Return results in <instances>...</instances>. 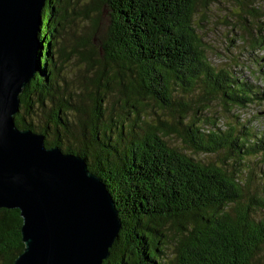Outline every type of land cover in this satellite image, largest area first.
<instances>
[{"label":"trees","instance_id":"1","mask_svg":"<svg viewBox=\"0 0 264 264\" xmlns=\"http://www.w3.org/2000/svg\"><path fill=\"white\" fill-rule=\"evenodd\" d=\"M213 1L220 0H46L42 9L38 71L13 120L43 134L47 147L84 158L105 184L121 229L103 264H264V132L239 121L220 126L205 114L210 101L226 111L262 102L264 88L208 61L193 19L198 4L204 10ZM234 1L248 48L263 49L264 0ZM104 7L110 23L100 35ZM79 15L92 19L87 34L55 40ZM71 56L92 67L77 91L59 83L57 63ZM149 105L169 120L149 121ZM170 135L223 160L196 159L169 146ZM21 224L17 209L0 208V264L23 250Z\"/></svg>","mask_w":264,"mask_h":264},{"label":"water","instance_id":"2","mask_svg":"<svg viewBox=\"0 0 264 264\" xmlns=\"http://www.w3.org/2000/svg\"><path fill=\"white\" fill-rule=\"evenodd\" d=\"M45 2L0 0V208L22 219L12 264H103L121 229L105 184L84 158L47 147L13 120L38 71Z\"/></svg>","mask_w":264,"mask_h":264},{"label":"rangeland","instance_id":"3","mask_svg":"<svg viewBox=\"0 0 264 264\" xmlns=\"http://www.w3.org/2000/svg\"><path fill=\"white\" fill-rule=\"evenodd\" d=\"M262 5H264V2ZM197 8L198 11L195 13L193 20L197 27L198 35L205 42L208 61L218 69H225L255 84L259 89L264 88V47L263 49L248 48V39L241 32L238 24L239 18L245 16L241 10L240 3L237 5L234 0H220L213 1L204 10L202 4H198ZM110 13L107 7L103 8L98 22L100 35H104L107 31V26L110 23ZM91 25V18H85L82 15L75 16L72 23L66 24L65 30L58 29L54 33V39L58 41L62 35L66 37L65 33L70 36L72 32L78 38L82 37L87 34L86 32L90 30ZM94 42L97 45L96 38ZM67 44L70 45L68 42ZM57 64L61 76L59 79L60 85L66 84L68 89L72 91H77L76 89L78 88L83 89V85L87 84L88 77L92 74V67H88L85 61L78 59L76 56H71L67 62ZM113 103H115L114 96H108V104L111 105ZM206 106L205 114L208 116L209 121L218 122L220 126L236 124L239 121L251 125L255 131L264 132V114H261L264 111V101H255L245 108H233L231 111L223 109L218 101H210ZM146 114L149 121L156 117L155 114L169 120L168 115L162 114L160 110L151 105L146 109ZM237 115H239V118H237ZM164 139L169 146L184 150L196 159H201L205 162L210 161L215 164H219L223 160L222 154H195L184 145L182 139L178 136L170 135ZM255 160L252 158L248 162L250 168H252L251 188L249 186L252 192L257 189L256 184H260L258 177L259 163H256ZM230 169L233 168L230 166ZM248 175V172L244 173L245 179H247ZM171 248L172 246L165 249L168 258L173 255Z\"/></svg>","mask_w":264,"mask_h":264}]
</instances>
